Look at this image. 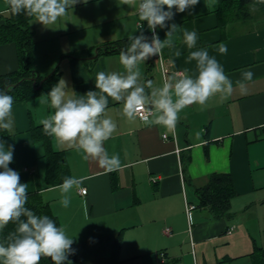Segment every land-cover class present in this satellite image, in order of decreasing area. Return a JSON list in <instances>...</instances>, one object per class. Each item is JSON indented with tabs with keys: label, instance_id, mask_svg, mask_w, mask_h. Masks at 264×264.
Listing matches in <instances>:
<instances>
[{
	"label": "crops",
	"instance_id": "1",
	"mask_svg": "<svg viewBox=\"0 0 264 264\" xmlns=\"http://www.w3.org/2000/svg\"><path fill=\"white\" fill-rule=\"evenodd\" d=\"M218 9L219 0H199L166 23L196 31L197 48L207 49L233 82L251 70L254 76L246 89L234 88L227 99L217 95L204 107L184 109L174 129L146 126L138 117L129 121L121 114L122 106L110 100L106 115L117 123V131L104 147L119 155L118 170L107 172L52 139L70 176L88 177L80 190L72 191L67 208L60 204L56 186L46 180L45 147L33 136V129L41 127L37 121L51 109L39 103L40 96L13 106L10 136L0 140L13 147L9 167L20 173L28 194H41L73 237L72 264H253L255 247L264 248V13L256 9L247 20L221 22ZM9 13L0 0V26ZM139 23L135 10L118 0L77 3L50 27L32 18L33 69L44 78L58 69L57 83L63 79L78 95L95 90L97 72L122 70L119 54L96 56V51L139 35ZM142 30L149 37L147 22ZM167 31L157 28L162 41ZM221 43L227 46L224 54L219 52ZM189 51L177 33L174 47L163 50L171 75L195 71ZM18 64L15 44L0 46V76ZM140 68L141 82L151 80L154 88L163 84L153 58ZM214 173L231 175L237 193L226 218H214L198 206L196 189Z\"/></svg>",
	"mask_w": 264,
	"mask_h": 264
},
{
	"label": "clouds",
	"instance_id": "2",
	"mask_svg": "<svg viewBox=\"0 0 264 264\" xmlns=\"http://www.w3.org/2000/svg\"><path fill=\"white\" fill-rule=\"evenodd\" d=\"M80 2L87 3V0H4L11 14H24L44 27L67 16L68 10ZM118 3L133 8L140 21L136 28L140 30L139 35H129V43L119 51L122 70L97 72L95 90L83 95L76 94L66 81L60 80L40 96L39 103L51 112L37 121L43 133L58 145L74 148L84 160L96 162L107 172L122 166L119 155H110L104 147L117 131V123L106 115L110 100L122 106L121 114L129 121L135 120L141 112H148L149 115L142 118L146 126L174 129L184 109L192 105L204 107L217 95L221 100L227 99L234 88L245 90L246 82L252 81L254 76L251 70H245L241 78L233 82L207 49L197 48L196 31L166 23L172 21L176 13L193 8L199 0H118ZM259 4H264V0H253L249 7L256 10ZM143 22H147L150 38L142 30ZM158 27L168 28L163 41L156 32ZM177 33H181L183 43L190 50L187 58L189 62L195 61V71L173 74L155 88L151 80L141 82L140 65L151 57L161 56L165 48H173ZM218 48L221 54L227 52L223 43ZM175 55L179 57L180 51ZM10 91L11 85L0 89V129L7 131L13 128L14 98ZM13 154V147H6L0 141V233L10 223L15 226L0 237V264H40L42 258H50L52 264H72L69 256L75 252L73 237L49 216L37 215L26 207L28 185L21 182L17 170L9 167ZM86 179L88 177L68 176L56 186L63 207L70 206L72 191L80 190Z\"/></svg>",
	"mask_w": 264,
	"mask_h": 264
},
{
	"label": "trees",
	"instance_id": "3",
	"mask_svg": "<svg viewBox=\"0 0 264 264\" xmlns=\"http://www.w3.org/2000/svg\"><path fill=\"white\" fill-rule=\"evenodd\" d=\"M252 3L253 0H219L218 12L221 22L251 18L253 10L249 6ZM256 9L264 13V4L257 5ZM31 22V17L24 14L13 15L10 12L5 22L0 26V46L13 43L17 47L19 62L17 69L0 76V89L11 85L9 94L14 98L13 106L48 93L58 81V69L47 78L39 76L33 69L35 41ZM128 43L127 39L106 43L98 49V56L119 54L120 49ZM33 79L36 80V84ZM9 136L7 130L0 129V140ZM33 136L36 140L41 141L45 147L48 184L53 187L61 184L64 177L70 176L63 152H57L52 148V138L43 133L42 126L33 129ZM196 195L200 208L209 209L214 218H226L230 215L231 201L237 193L231 175L214 173L209 176L205 186L196 189ZM26 207L33 210L37 215L49 216L57 223V226H61L58 217L40 193L28 194ZM14 227L10 223L0 233V237L6 236ZM251 258L253 264H264V248L255 247ZM75 259V254L69 256L71 262ZM40 264H52V261L50 258H42Z\"/></svg>",
	"mask_w": 264,
	"mask_h": 264
},
{
	"label": "built area",
	"instance_id": "4",
	"mask_svg": "<svg viewBox=\"0 0 264 264\" xmlns=\"http://www.w3.org/2000/svg\"><path fill=\"white\" fill-rule=\"evenodd\" d=\"M156 32H157V29H156ZM151 37V32H150V35H149V38ZM154 59L155 61H157V63L159 64V66H160V69H161V72H162V74H163V77H164V81L165 82H167V80H168V77L169 76H171V73L169 72V70H168V68H167V62H166V59H165V55L163 54V52H162V55L161 56H159V57H151V59ZM174 74H176V75H181V73L180 72H178V73H174ZM147 115H149V113L148 112H141L140 113V115L138 116V118L141 120V121H143V117H146ZM144 122V121H143ZM164 138L166 139V136H164ZM87 193V191L85 190V189H83L82 191H81V194H86ZM192 209H194V207L193 206H189V210H192ZM169 232V230H167L166 231V233H168ZM162 261H164V258L162 257Z\"/></svg>",
	"mask_w": 264,
	"mask_h": 264
},
{
	"label": "rangeland",
	"instance_id": "5",
	"mask_svg": "<svg viewBox=\"0 0 264 264\" xmlns=\"http://www.w3.org/2000/svg\"><path fill=\"white\" fill-rule=\"evenodd\" d=\"M258 234H259V233L257 232V233L254 234V236H258ZM258 240H259V239H258ZM258 244L261 245L260 240L258 241Z\"/></svg>",
	"mask_w": 264,
	"mask_h": 264
},
{
	"label": "water",
	"instance_id": "6",
	"mask_svg": "<svg viewBox=\"0 0 264 264\" xmlns=\"http://www.w3.org/2000/svg\"><path fill=\"white\" fill-rule=\"evenodd\" d=\"M97 54H98V51H96V56H97ZM34 80V82H35V84H36V80L35 79H33Z\"/></svg>",
	"mask_w": 264,
	"mask_h": 264
}]
</instances>
